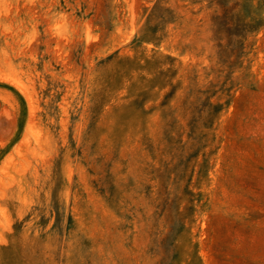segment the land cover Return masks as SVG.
<instances>
[{"label": "rangeland", "instance_id": "374dc122", "mask_svg": "<svg viewBox=\"0 0 264 264\" xmlns=\"http://www.w3.org/2000/svg\"><path fill=\"white\" fill-rule=\"evenodd\" d=\"M0 264H264V0H0Z\"/></svg>", "mask_w": 264, "mask_h": 264}]
</instances>
